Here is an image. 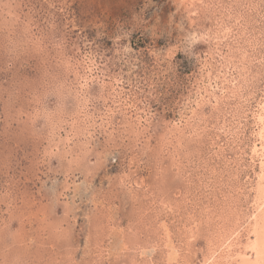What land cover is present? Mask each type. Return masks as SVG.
<instances>
[{
  "label": "rangeland",
  "instance_id": "obj_1",
  "mask_svg": "<svg viewBox=\"0 0 264 264\" xmlns=\"http://www.w3.org/2000/svg\"><path fill=\"white\" fill-rule=\"evenodd\" d=\"M263 102L264 0H0V264L253 257Z\"/></svg>",
  "mask_w": 264,
  "mask_h": 264
},
{
  "label": "bare ground",
  "instance_id": "obj_2",
  "mask_svg": "<svg viewBox=\"0 0 264 264\" xmlns=\"http://www.w3.org/2000/svg\"><path fill=\"white\" fill-rule=\"evenodd\" d=\"M257 120L259 121L258 125L260 127V131L258 132L257 136L260 142H258L259 144H254V154L259 155L262 159L259 177L260 184L258 183L259 186L256 190L255 196V198H257L255 200V204L257 205L256 213L254 212L255 214L253 215V221H251L252 225L250 233L253 238H251V242H249L248 246L246 247L253 254V257H249L250 255L248 257L246 255L241 258L237 257L236 261H238V264H264V102L260 107ZM231 250H233L232 245L229 246V251ZM227 256H229V254ZM230 258H233L231 254Z\"/></svg>",
  "mask_w": 264,
  "mask_h": 264
}]
</instances>
